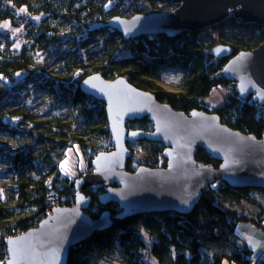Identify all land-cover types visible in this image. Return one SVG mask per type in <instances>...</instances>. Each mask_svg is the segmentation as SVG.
<instances>
[{
  "label": "trees",
  "instance_id": "16d2710c",
  "mask_svg": "<svg viewBox=\"0 0 264 264\" xmlns=\"http://www.w3.org/2000/svg\"><path fill=\"white\" fill-rule=\"evenodd\" d=\"M126 2L0 0V23L15 21L17 10L22 9L39 18L30 20L26 42L18 49L0 33V134L7 131L13 138L12 144L11 138H0V176L5 180L0 195V264L7 259L6 241L10 237L35 227L53 209L74 204L78 178L60 169L68 149L78 146L87 159L89 170L78 171L80 177L93 171L99 153L113 149L104 101L79 89L90 74L100 73L107 79L122 76L176 110L214 113L226 126L264 138V102L255 93L241 91L236 81L223 75L231 57L264 42V26L230 15L213 26L185 31L175 38L147 34L125 40L117 30L105 26L114 16L131 17L176 7L169 0H148L149 8H130L124 15L112 6ZM208 30L216 31L217 38L206 44L200 36ZM87 34L101 35V39L92 40ZM218 44L230 46L231 55H211V48ZM91 45L93 53L82 56L79 50ZM124 45L130 48L126 50ZM164 70L177 75L171 89L161 83ZM19 74L26 76L23 85L30 81L45 91L46 100L63 106L62 113L43 117L16 98L9 102V82ZM215 87L229 88L231 93L222 104L212 106L205 100ZM20 123L24 127L19 131L15 126ZM125 129L130 155L124 170L134 172L140 166L162 168L167 164L169 149L150 137L154 126L147 115L126 120ZM136 132L143 135L132 138ZM139 152L144 153L141 160L134 158ZM194 158L204 167L217 168L220 163L203 148H197ZM257 190L264 193L263 188L235 187L214 179L187 212L164 210L120 216L119 203L100 200L104 186L86 187L82 193L91 198L86 209L89 216L96 218L108 211L113 222L71 246L67 264H150L149 255L158 264H222L224 260L251 264L252 250L236 226L240 221H251L264 229V204L253 196ZM255 264H264V258Z\"/></svg>",
  "mask_w": 264,
  "mask_h": 264
},
{
  "label": "water",
  "instance_id": "95a60500",
  "mask_svg": "<svg viewBox=\"0 0 264 264\" xmlns=\"http://www.w3.org/2000/svg\"><path fill=\"white\" fill-rule=\"evenodd\" d=\"M169 1L176 4L174 9L131 17L116 15L105 26L117 30L125 40L147 34L175 38L185 31L213 26L230 15L244 23L264 26V0ZM210 54L226 58L231 47L218 44ZM223 75L237 81L240 90L255 93L264 102V42L231 57ZM79 89L104 101L113 149L99 153L93 162L94 171L75 181L73 205L53 209L35 227L6 241L4 264H67L71 246L110 227L113 220L108 211L96 218L86 212L91 203V198L82 193L86 187L104 186L100 200L119 203L120 216L164 210L187 212L214 179L235 187L264 189V138L232 129L214 113L195 109L186 114L176 110L122 76L107 79L93 73L80 82ZM141 115H147L153 123L150 137L169 149L167 164L162 168L140 166L127 172L124 163L130 152L125 122ZM140 135L143 134L136 132L132 138ZM197 148L220 161L219 166L200 165L194 158Z\"/></svg>",
  "mask_w": 264,
  "mask_h": 264
},
{
  "label": "rangeland",
  "instance_id": "374dc122",
  "mask_svg": "<svg viewBox=\"0 0 264 264\" xmlns=\"http://www.w3.org/2000/svg\"><path fill=\"white\" fill-rule=\"evenodd\" d=\"M147 1H132L129 0L124 4H117L113 3L112 6H114L115 10H117L120 14H127L129 13L127 10L132 9L135 7H145L149 8V4L145 3ZM156 7L162 8L163 6H157ZM18 17L15 21H5L0 23V33L2 35L8 36L10 38V41L13 45L14 49H18L26 42V33H27V27L30 23V20L39 21V18L37 16H30L26 13L25 10H17ZM92 37V40H100L101 35L96 34H87ZM217 38V32L214 30H208L205 31L201 36L200 39L208 44L212 40H215ZM125 49H129V45H124ZM92 45L85 49H80L79 52H81V55L84 57H87L89 53H93L91 51ZM123 54V52H121ZM161 83L165 85V87L171 89L173 86V83L177 80L176 73H172L169 70H164L161 72ZM26 76L25 74H19L14 78V80L9 82V91L7 94L6 99L11 102L14 98L15 101H22L26 104V106L30 107L33 111L37 112L41 116H48L51 114H61L63 106L55 105L54 102L48 101L44 98L45 91H40L38 88H36L34 85L31 84L30 81L27 82L26 85H23L26 82ZM231 93L229 88L224 87H215L209 96L206 98V102L210 105H220L226 99L228 98L229 94ZM7 124L9 125L10 118L6 119ZM23 124H18L15 126V128L23 129ZM9 133L7 131L0 134V138L5 140L8 138H11V142L9 141V144H12L13 138L8 135ZM144 157L143 152L136 153L134 155V158L137 160H141ZM1 162V161H0ZM2 164V163H1ZM1 168V166H0ZM60 169L62 172L68 176L76 178H80V174L78 171L85 172L86 170H89L87 168V159L81 152L78 146H74L73 148H69L66 157L61 162ZM77 175H79L77 177ZM5 180H3L0 176V195H3L4 193V183ZM253 196L257 199V201L261 204H264V193L257 190ZM236 231L241 237V239L244 241V243L252 250V256L254 259L256 258V250H263L264 249V229L263 227L257 226L251 221H240L236 226ZM262 247V248H261ZM257 250V251H258ZM262 252V251H261ZM264 252V251H263ZM150 264H158V262L151 257L150 255L147 257ZM253 259V260H254ZM112 264V263H111ZM222 264H230L227 260H224Z\"/></svg>",
  "mask_w": 264,
  "mask_h": 264
},
{
  "label": "bare ground",
  "instance_id": "6f19581e",
  "mask_svg": "<svg viewBox=\"0 0 264 264\" xmlns=\"http://www.w3.org/2000/svg\"><path fill=\"white\" fill-rule=\"evenodd\" d=\"M93 171H94V167H93ZM92 171V172H93ZM256 257H259V258H264V253L260 252L256 255Z\"/></svg>",
  "mask_w": 264,
  "mask_h": 264
},
{
  "label": "built area",
  "instance_id": "2783aa9c",
  "mask_svg": "<svg viewBox=\"0 0 264 264\" xmlns=\"http://www.w3.org/2000/svg\"><path fill=\"white\" fill-rule=\"evenodd\" d=\"M55 204H56V203H53V205H55ZM263 251H264V249L262 250V253H264ZM258 259H259V257H256V258L252 261L251 264H255V262H256Z\"/></svg>",
  "mask_w": 264,
  "mask_h": 264
},
{
  "label": "crops",
  "instance_id": "0c3cea01",
  "mask_svg": "<svg viewBox=\"0 0 264 264\" xmlns=\"http://www.w3.org/2000/svg\"><path fill=\"white\" fill-rule=\"evenodd\" d=\"M263 238H264V235H263ZM261 248H262V247H261ZM258 249H259V248H258ZM258 249H257V250H258ZM257 250L255 251V252H256L255 255H257L258 253H260V252L262 251V249H261V250H258V251H257Z\"/></svg>",
  "mask_w": 264,
  "mask_h": 264
},
{
  "label": "flooded vegetation",
  "instance_id": "af4514ba",
  "mask_svg": "<svg viewBox=\"0 0 264 264\" xmlns=\"http://www.w3.org/2000/svg\"><path fill=\"white\" fill-rule=\"evenodd\" d=\"M230 55H231V54H230ZM230 55H229V56H230ZM229 56H228V57H229ZM216 58H217V57H216ZM233 81H235V80H233ZM236 83H237V81H236ZM241 91H242V90H241ZM258 98H259V97H258ZM128 120H129V119H128ZM164 167H166V165H165Z\"/></svg>",
  "mask_w": 264,
  "mask_h": 264
}]
</instances>
